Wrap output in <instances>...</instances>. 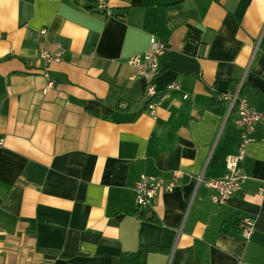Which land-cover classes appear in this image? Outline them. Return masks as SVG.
<instances>
[{"label":"crops","instance_id":"1","mask_svg":"<svg viewBox=\"0 0 264 264\" xmlns=\"http://www.w3.org/2000/svg\"><path fill=\"white\" fill-rule=\"evenodd\" d=\"M108 6L0 0V264H130L138 251L146 264H185L188 250L198 264H264V118L244 147L239 194L216 205L197 182L222 178L240 148L219 96L241 85L264 115V0ZM150 36L167 45L156 91L178 85L155 118L128 63ZM58 47L59 61L39 57ZM174 172V189L138 210L140 177L167 184Z\"/></svg>","mask_w":264,"mask_h":264},{"label":"built area","instance_id":"2","mask_svg":"<svg viewBox=\"0 0 264 264\" xmlns=\"http://www.w3.org/2000/svg\"><path fill=\"white\" fill-rule=\"evenodd\" d=\"M93 3V9L96 13H105L108 10L109 0H88ZM45 34V31L41 32ZM167 51V45L157 40L154 36L149 37L147 50L142 55H136L129 59V65L134 69V77H140L146 82L145 97L147 101V110L149 114L155 118L156 110L167 98V91L177 90L178 85L175 83L167 87L164 93H158L153 84V79L158 73V60L164 52ZM63 49L60 47L54 53L46 51L39 52V57L47 64L53 61H59ZM47 77V76H46ZM48 81V86H52V82ZM241 85L232 91H228L219 96L218 100L227 104V116L234 111L236 114L235 124L241 129L240 132V148L238 153L229 156L226 161V174L220 179L203 180V176L198 178V183H203L207 188L213 190L211 200L216 205H224L235 195L242 191V186L246 180L240 163L244 158V147L252 141L251 135L254 132L257 123L263 120L264 115L257 112L249 105L246 97L241 95ZM156 99V100H155ZM183 99H188L187 95ZM4 146V138L0 137V149ZM179 173L174 172L172 181L165 184L161 180L141 176L135 183L134 195L135 206L138 210H150L153 205L154 198L162 191L171 192L179 178ZM264 183V181H263ZM239 230L243 238H249L253 231V221L249 217H243L239 221Z\"/></svg>","mask_w":264,"mask_h":264},{"label":"trees","instance_id":"3","mask_svg":"<svg viewBox=\"0 0 264 264\" xmlns=\"http://www.w3.org/2000/svg\"><path fill=\"white\" fill-rule=\"evenodd\" d=\"M149 251H138L136 257L130 261V264H146V256ZM185 264H198L191 254V251L188 250L186 253Z\"/></svg>","mask_w":264,"mask_h":264}]
</instances>
